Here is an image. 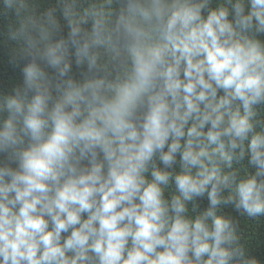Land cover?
<instances>
[{
	"label": "clouds",
	"instance_id": "clouds-1",
	"mask_svg": "<svg viewBox=\"0 0 264 264\" xmlns=\"http://www.w3.org/2000/svg\"><path fill=\"white\" fill-rule=\"evenodd\" d=\"M0 264H264V0H0Z\"/></svg>",
	"mask_w": 264,
	"mask_h": 264
}]
</instances>
